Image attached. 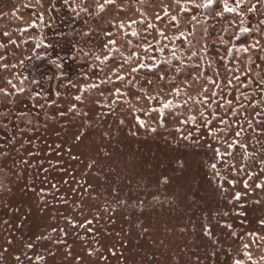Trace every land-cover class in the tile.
Here are the masks:
<instances>
[{
  "label": "rangeland",
  "instance_id": "rangeland-1",
  "mask_svg": "<svg viewBox=\"0 0 264 264\" xmlns=\"http://www.w3.org/2000/svg\"><path fill=\"white\" fill-rule=\"evenodd\" d=\"M262 76L264 0H0V264H264Z\"/></svg>",
  "mask_w": 264,
  "mask_h": 264
},
{
  "label": "snow or ice",
  "instance_id": "snow-or-ice-1",
  "mask_svg": "<svg viewBox=\"0 0 264 264\" xmlns=\"http://www.w3.org/2000/svg\"><path fill=\"white\" fill-rule=\"evenodd\" d=\"M107 2L110 3V4H114L115 0H107ZM209 3H212V0H209ZM225 7L227 8L226 5H225ZM227 11L231 12V11H233V9L232 8H227ZM147 51H149V50L148 49H144V52H147ZM245 51H247V49H245ZM132 71H138V69L137 68H133ZM156 75H157L158 79H163V76H161L160 73H157ZM237 79H239V78L237 77ZM261 79L264 80V76H262ZM9 83H10V81H9ZM228 83H230V81ZM225 86H227V84ZM117 92L119 93V89H117ZM76 99L79 101L81 98L79 96H77ZM233 99H235V97H233ZM226 104L229 107V110H231L232 100H226ZM153 111H155V109ZM257 114H259V113H257ZM220 121H221V123H223L224 122L223 118H220ZM119 123L123 124V121L121 120V121H119ZM153 131H155V129H153ZM261 134L264 135V130H262ZM234 135L235 136H239L240 135L239 131L234 132ZM74 138L76 140H80L81 139V134L77 133ZM229 146L231 147L232 145L230 144ZM241 146L242 147H246V145H241ZM213 152H214V154H219V149L214 148ZM220 155H221V158H223V155H225V154H220ZM73 158L75 159V157H73ZM212 167L216 168V164H213ZM257 186L258 187H264V185H257ZM245 187H247V185H245ZM235 198L237 200H239L240 199L239 194H236ZM88 223L90 224L91 221H88ZM261 224L264 225V220H261ZM224 227H229V226L228 225H224ZM206 232L209 235L213 234V230L210 227L206 229ZM88 255L90 256L91 253H89ZM236 264H239V261H237Z\"/></svg>",
  "mask_w": 264,
  "mask_h": 264
}]
</instances>
